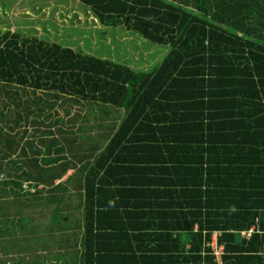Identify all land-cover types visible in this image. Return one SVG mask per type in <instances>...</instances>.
I'll return each instance as SVG.
<instances>
[{"label":"trees","instance_id":"trees-1","mask_svg":"<svg viewBox=\"0 0 264 264\" xmlns=\"http://www.w3.org/2000/svg\"><path fill=\"white\" fill-rule=\"evenodd\" d=\"M76 1L167 52L136 71L0 33V252L17 205L62 217L53 264H264V0Z\"/></svg>","mask_w":264,"mask_h":264},{"label":"rangeland","instance_id":"rangeland-1","mask_svg":"<svg viewBox=\"0 0 264 264\" xmlns=\"http://www.w3.org/2000/svg\"><path fill=\"white\" fill-rule=\"evenodd\" d=\"M8 31L18 33L25 38L34 37L51 43L67 42L66 45L77 52L99 58H106L112 62L135 69L136 71L152 69L162 61L167 52L166 46L153 44L131 31H125L122 27H103L93 17L90 9L76 0H0V33L4 34ZM6 99L7 96H1V103H7ZM77 109V113L83 114L85 111L87 114L89 113V109L86 106L84 110ZM56 112L58 116V113H60L58 107H54L50 112L43 111L42 114H50L51 124H53L56 118L53 113ZM91 113L99 120L97 113ZM77 121L78 115L75 116L74 123ZM86 123L88 126L95 124L92 121ZM3 126L2 124L0 125L1 128ZM56 128L58 129L59 125ZM96 130L94 129L95 132ZM73 138L75 137H70V139ZM102 139L105 140V138ZM84 141L85 146H87V144H93L94 140L91 141V137H89ZM77 143L82 144V141L80 142L79 139ZM75 200L73 198V201ZM8 201L1 202V205L6 206ZM71 204L73 209H76L75 202H71ZM16 206L11 205L8 210L15 213L12 217L15 225H12L13 221H11L9 228H7L5 237L9 238L8 243L10 245L6 249V253L0 252V264H44V257L33 258L30 256V254L32 255L31 252L33 249L37 247V244L33 239V235L26 237L25 234L29 232L20 233L23 225L26 226V231L30 229V226L28 223L25 224L26 220H19L16 214L22 210L26 219L31 214H37L36 218L38 217L39 223L47 224L51 222L55 227L54 230H57L60 235L63 233V229L59 230V225L62 224V217L52 215L50 209V215L44 217L45 212H42L37 206H17L18 208ZM4 209L5 211L7 210V208ZM3 234L4 232L2 230L0 236ZM63 241H61L62 244ZM53 246L54 244H52ZM217 251L220 252L221 249L218 248Z\"/></svg>","mask_w":264,"mask_h":264},{"label":"crops","instance_id":"crops-1","mask_svg":"<svg viewBox=\"0 0 264 264\" xmlns=\"http://www.w3.org/2000/svg\"><path fill=\"white\" fill-rule=\"evenodd\" d=\"M83 114H81V115H83ZM117 114H119V113H117V110H115V109H112L111 110V109L108 108V115H107V117H106V119L104 121L105 122L104 123V126L111 125L113 121L115 122L117 120L116 119ZM86 115L87 114H85L84 116H86ZM92 122H94V121H92ZM78 125H82V126L84 125L86 127H89L90 126L91 127V134L92 133H95L94 129L96 127L94 125H89L88 126L87 123L83 124V122L78 123ZM71 174H72V171H69L68 174L65 177L67 178V176H69ZM62 180H65L64 177L62 178ZM43 225H44L45 230H48V231L51 230V225H48V224H43L42 223L39 226H37V228L33 231V233H34L33 234V239L35 240V242L37 244V245L36 244L35 245L37 247L35 249H33V251L31 252L32 255L30 254V256L33 257V258L34 257H40V258H43L44 257L45 258L44 264H47L48 262H50L48 264H53V262L51 260L52 259L55 260V257L54 256H56L58 254V252H60V250H56L55 249L53 251V249H52L53 247L52 246H49V242H51V240H47V239H50V238H49L48 234L45 232V230H43ZM215 239H216V234H213V247H215ZM46 240L48 242H46ZM54 252H55V254H54Z\"/></svg>","mask_w":264,"mask_h":264},{"label":"built area","instance_id":"built-area-1","mask_svg":"<svg viewBox=\"0 0 264 264\" xmlns=\"http://www.w3.org/2000/svg\"><path fill=\"white\" fill-rule=\"evenodd\" d=\"M214 251H215V254H216V256H217V257H219V256H220V254H221V251H220V252H218V251H217V249H216V247H214ZM218 253H219V255H218Z\"/></svg>","mask_w":264,"mask_h":264}]
</instances>
